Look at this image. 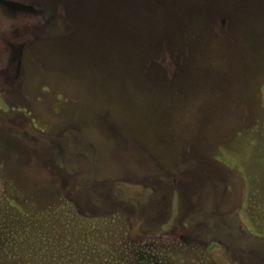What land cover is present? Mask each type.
Instances as JSON below:
<instances>
[{
  "label": "rangeland",
  "instance_id": "obj_1",
  "mask_svg": "<svg viewBox=\"0 0 264 264\" xmlns=\"http://www.w3.org/2000/svg\"><path fill=\"white\" fill-rule=\"evenodd\" d=\"M1 1L3 49L59 25V0ZM131 7L129 18L115 5L114 28L78 18L72 39L27 43L19 90L1 70L0 125L13 133L0 134V264H264V0ZM66 143V175L45 169L51 154L36 146ZM61 181L77 198L89 197L79 183L96 197L104 188L113 219L75 221L57 204ZM196 208L228 222L227 254L184 239L162 247Z\"/></svg>",
  "mask_w": 264,
  "mask_h": 264
},
{
  "label": "flooded vegetation",
  "instance_id": "obj_2",
  "mask_svg": "<svg viewBox=\"0 0 264 264\" xmlns=\"http://www.w3.org/2000/svg\"><path fill=\"white\" fill-rule=\"evenodd\" d=\"M166 1H172V0H59L58 3H60V9H61V14L59 16V25L57 26V28H46L47 24H45V26L43 28H33L31 30H28V33H17L14 38H16V40H21V44H19L18 46L16 45H12L9 44L6 48H2L5 46H1L0 45V74H1V70L3 68H7V69H11L14 70V74L13 76L10 78L9 83H7L8 85L10 84L11 88L13 89V91H15L16 89L19 90V85L21 84V80H23V76L26 75V71L23 66V62L21 60H19L18 57H22V53H24V49L27 48L29 42H35L37 40H40L39 38H45L48 39L50 37H55L57 36V34L61 33V35H63L64 38L66 39H72L74 38L76 35H78V33L80 32V30L77 31V33L75 34V30L74 28H76L77 25V21L78 18H86L88 21H92L93 19H98L100 26L102 27V30L104 29V31L106 30L105 28V21L106 18L108 19V26L109 28L111 27V24L114 28L115 26V5L119 4V5H125L126 7H129V11H128V17L131 18V14L134 15L133 13H131V6L132 5H142L143 7L148 4V3H161V2H166ZM175 2H180V0H173ZM183 1V0H181ZM205 2V3H209V4H213V3H221V4H254L256 2V0H192V2ZM1 3H3L0 0V5ZM56 3V1H55ZM84 4H94V7L92 6H85ZM108 6V13H106L105 11V6ZM99 7V8H98ZM143 10V9H142ZM145 10V8H144ZM143 10V11H144ZM91 13V16H90ZM143 14H145L143 12ZM136 15V14H135ZM134 15V16H135ZM107 16V17H106ZM56 14L53 13L51 18H55ZM144 19V17L142 18ZM46 21H51L50 19H47ZM3 22V21H2ZM49 25V24H48ZM52 25V24H50ZM7 26V25H6ZM8 31L7 29L3 32ZM30 47V45H29ZM23 50V52H21ZM24 56V55H23ZM8 58H10L11 60L8 61ZM6 65V66H5ZM4 66V67H2ZM7 81V80H6ZM17 86V87H15ZM1 114V113H0ZM8 115V114H7ZM70 129V127H69ZM65 132V136L68 138L67 143L74 145L73 147H78V143L76 144V142H73L72 139L70 138V136H67V134L69 132H71V130L69 131L67 128L64 130ZM80 135V134H79ZM80 137V136H79ZM81 138H83V136L81 135ZM82 140V139H81ZM82 142V141H81ZM66 143V146H61L59 150L60 154H62L63 158L59 159V166L61 165V162H63L62 160H64L65 158V151L66 148H68V144ZM36 146V149H40L42 147ZM44 149H48L49 148H44ZM52 150V148H51ZM54 151V150H52ZM57 151V150H56ZM62 151V153H61ZM61 169L63 170V168L61 167ZM64 171V170H63ZM84 173V172H83ZM85 178V176H84ZM57 191H59V189H57ZM164 212V210H162ZM110 218L108 219H113V214H111L110 216H108ZM105 220V219H104ZM175 221V220H174ZM181 225L178 226V228L180 229H184L183 233L184 234H175V238L170 241V240H162L161 245L163 248H167L170 245H181V240H186L183 241L186 243V245L192 249V248H196V249H200V246H204L206 247L207 244H210V249H214L217 248L219 249V251L221 252V250H225L224 254H227L228 250H229V246L227 243V239H228V222L225 221H217V222H198L196 220H190L187 219L185 220L183 223H180ZM202 228H212L213 231L216 233V237L218 236L220 238L221 241H218V244L212 243L213 241H210L209 239H206L203 237L201 230ZM148 229V228H147ZM185 234H186V238H185ZM148 236V235H147ZM150 236L149 237H145V240L148 241L150 240ZM224 242H223V241ZM226 242V243H225ZM155 244L154 243H150V248L153 247ZM149 249V247H148ZM200 264H215L213 261L210 260V258H204L203 260L200 261Z\"/></svg>",
  "mask_w": 264,
  "mask_h": 264
},
{
  "label": "trees",
  "instance_id": "obj_3",
  "mask_svg": "<svg viewBox=\"0 0 264 264\" xmlns=\"http://www.w3.org/2000/svg\"><path fill=\"white\" fill-rule=\"evenodd\" d=\"M229 16H230V14H226V15L223 14V15L219 16V19L222 18L224 20H226V19L227 20H231V17H229ZM195 25H197V24L195 23ZM195 25L191 24L190 28H188V30H186V32L190 33V31L194 29ZM199 36H200V34H199ZM215 47L216 46H214V48ZM220 48L222 49V51L225 52V50H224L222 45H221ZM216 50H218V44H217ZM224 52H223L222 57L224 59H226V57L228 55V52L226 51L225 54H224ZM3 127H6V126H3ZM3 127H1V125H0V134L1 135H3V133L8 134L7 133L8 130L12 131V125L10 123V120H7V127L9 129L2 130ZM12 133H13V131H12ZM81 141H79L78 143H82ZM39 151L42 154V156H46V152L51 154L50 158H48L46 156L47 157L46 162L49 163V165L48 164H44L43 167L45 169H47L48 171H51L53 169L54 172L55 171L57 172V173L55 172L56 174H59L60 172L63 171L61 169V167L59 166V164H58L59 159L63 158L62 157L63 155L60 154V152L49 151L48 149H41V150L39 149ZM64 151H65V154H67V150H64ZM79 151H83V148L81 147L79 149ZM6 165H7V163H6ZM6 170H8V169L5 168V172H6ZM5 172H3V173H5ZM1 175H3V174H1ZM65 175H66V173L64 171V176ZM84 176L86 177L87 175L84 174ZM0 180H1V177H0ZM61 182L62 183H61V186H60L59 191H58L59 193H58V198H57V204H58V206L63 207L66 210V212L70 216L73 217V219L75 221L90 222V221H95L97 219H108V218H110L108 216H110L111 214H113L115 212L117 204L112 199V197L110 196V193L105 192L104 188H102V187L100 188V189H102V191H100V194L96 197V195H94L93 192H89V190L86 189L85 187H83L81 183L77 184V187L83 189L89 195V197L86 196L87 199H88V202H87L86 197L81 198V196H80V198L79 197L77 198V194L73 193V191L69 188L68 183L66 185L64 183V181H61ZM209 186H210V188H212L211 183H209ZM11 189H13V191H16V193L18 192L19 194L20 193H24V191H22L17 185H13L11 187ZM206 200H205L206 202H211L213 200L212 197H210V194H209L208 199H206ZM80 202H81V204L83 202L82 206H81ZM102 205H104V206L113 205L112 208L114 210L113 209L104 210V209L97 208V206H102ZM85 206H86V208H85ZM201 210H203V209H201ZM201 210L198 211V209L196 208L194 211H190L188 213V215L186 216V219H190V220H195L196 219V221L203 220L202 222H209L211 219L206 221L207 219H205L206 218L205 216H208V215L204 211L201 212ZM109 211H112V212H109Z\"/></svg>",
  "mask_w": 264,
  "mask_h": 264
}]
</instances>
